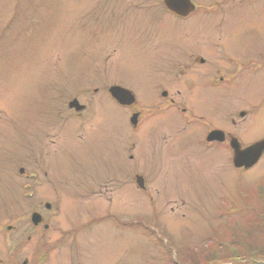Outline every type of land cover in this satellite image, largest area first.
Here are the masks:
<instances>
[{"label":"rangeland","instance_id":"obj_1","mask_svg":"<svg viewBox=\"0 0 264 264\" xmlns=\"http://www.w3.org/2000/svg\"><path fill=\"white\" fill-rule=\"evenodd\" d=\"M164 1L0 0V264L9 259L6 228L30 217L35 203L23 195L39 199L49 190L38 182L44 178L125 184L110 181L113 214L72 240V249L40 246L46 264L264 263V155L237 168L226 144L209 149L199 130L184 132L180 116L160 109L168 103L161 90L169 99L183 87L168 76L183 67L177 60L185 38L197 45L190 53L208 59L205 79L217 76L222 39L226 49L262 56L264 0H193L186 19ZM253 76L249 89L222 91L216 118L225 126L228 109L251 110L245 141L261 139L264 128V65ZM117 86L135 96L127 109L111 98ZM214 94H198L201 112L219 104ZM74 99L88 105L79 128L70 117ZM140 110L135 127L130 117ZM78 134L91 140L76 142ZM137 174L145 177L143 190L133 181ZM25 255L12 260L19 264Z\"/></svg>","mask_w":264,"mask_h":264},{"label":"flooded vegetation","instance_id":"obj_2","mask_svg":"<svg viewBox=\"0 0 264 264\" xmlns=\"http://www.w3.org/2000/svg\"><path fill=\"white\" fill-rule=\"evenodd\" d=\"M186 18L187 17H181L180 19ZM221 41L220 44L216 45V48L220 49H217L216 51L217 56L214 60V66L212 67L213 72L211 71L212 73L216 71L217 76L213 79L212 77L211 79H205L207 73L210 74L208 69V59L200 53L197 55L195 53H190V49L197 45L186 38L183 40L185 43V50L184 52L182 51L183 58L181 57V59L177 60L179 63L183 64V67L180 69L181 71H175L174 73L173 70L172 72H169V76L167 75L168 78H177V80H174L183 87L177 90V95L172 96L169 99L167 98L169 94L168 90H161L160 97H163L168 103L166 104V107H164V105L161 106L162 104H159V106H161V110L169 108L174 111L177 116H180L182 123L179 125L183 127L182 129L184 132L190 133L196 131L197 133L199 130L201 142L209 149L219 147L223 144H226L230 149V140L233 137L238 138L242 147H246L256 141H245L243 139L249 136V133L252 132H246V126L253 128L252 125H254L251 120V110L249 111L244 108L228 109L229 112L226 113L227 123H225V126H218V120L216 122V118H219L221 115V99L224 95L222 91L249 89L253 84L252 79L254 77L255 67L264 65V53H262V56L259 58H255L253 51L250 49L236 48V46L231 48L230 43V49H226L227 44L225 45L223 39ZM233 41L234 39L231 41L232 44ZM199 71H203V73ZM153 82L154 84H159L156 80ZM206 89H211L212 91L215 90V97H212L213 99H211V101L214 100V102H218L219 104L216 103V107H209L201 112L198 101L202 95L198 96V94ZM112 99L124 109H127V107L130 106L127 104L122 105L114 98ZM87 106V104L82 103V107L76 109L69 105L70 110L73 112L70 117L75 119L78 128L81 125L79 123L81 118L85 115L83 113L88 108ZM142 112V110L135 112L137 113L136 118H138L137 125L134 124L136 120L132 122V117L135 113L130 117V122L133 126L138 127L140 125L139 118L141 117ZM262 124H264V122H262ZM182 129L179 128L178 130L181 131ZM216 130L223 131L225 140H223L222 136L217 134V136L212 135ZM258 133L260 138L264 137V128L259 130ZM242 135L245 137H242ZM76 138V142H81V144H87V142L91 140V137L87 140V137L82 134H78ZM51 143L56 144L57 138H55V140L53 139V142ZM135 144L136 140L133 139L131 141V146L134 147ZM131 157L133 156L131 155ZM74 165L77 166L75 163ZM80 168L84 169V166L80 165ZM47 174L48 173L46 172L45 175ZM138 175L139 174L133 178V181H135L139 189L143 190L145 189L146 184L145 177L139 178ZM34 179H31L32 182L27 183L26 186L32 187V185H35L34 181H37L38 179ZM77 180L79 181L71 180L69 183L66 180V182H63L58 178L40 179L38 182L49 186L47 192H43L39 195L41 197L36 200V194L32 191L23 195V197L27 198L25 199L26 202L35 203L33 204V211L31 212L30 217L25 218V221L18 219L15 223L9 224L6 228L7 231H10L11 233H9L10 235L6 237L4 242L6 251H9V259H1L2 264H18L12 259L15 258V253L20 252H23L26 255L24 260L19 264H46L47 256L45 254H37V250L40 249V246L44 250L50 249L55 252L64 250L67 246L72 249L74 247V245L71 244L72 240H77L79 237L85 235L87 231L94 227L92 225L100 226L106 223L107 219L113 214L108 204L110 202L109 195L114 189L113 187H110L111 182L122 186L125 185L123 184L124 180H104L102 182L86 178ZM73 181L76 182L73 183ZM70 190H74V193H69ZM67 207L72 208L70 212L71 214L68 213L70 215L65 213ZM35 212L39 214V223H35L34 220L31 219L32 214ZM90 212L95 213L91 215ZM64 254L66 255V251H64Z\"/></svg>","mask_w":264,"mask_h":264},{"label":"water","instance_id":"obj_3","mask_svg":"<svg viewBox=\"0 0 264 264\" xmlns=\"http://www.w3.org/2000/svg\"><path fill=\"white\" fill-rule=\"evenodd\" d=\"M165 3L169 9L182 15H187L193 9H195V4L192 0H165ZM111 91L118 99H121L120 96L122 95H125L129 99L128 102H131L134 99V97L129 91L121 87H113ZM231 144L234 148L233 160L236 167L244 166L246 168H250L259 161V159L264 153V139L246 148H242L240 142L236 138L232 139ZM37 216L38 214L35 213L33 218L36 219Z\"/></svg>","mask_w":264,"mask_h":264},{"label":"trees","instance_id":"obj_4","mask_svg":"<svg viewBox=\"0 0 264 264\" xmlns=\"http://www.w3.org/2000/svg\"><path fill=\"white\" fill-rule=\"evenodd\" d=\"M261 264H264V263H261Z\"/></svg>","mask_w":264,"mask_h":264}]
</instances>
